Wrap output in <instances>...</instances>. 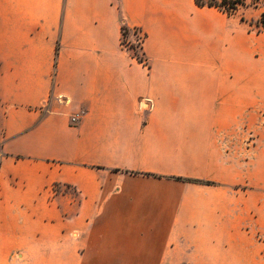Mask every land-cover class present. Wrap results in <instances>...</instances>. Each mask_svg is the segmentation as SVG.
<instances>
[{"label":"crops","instance_id":"obj_1","mask_svg":"<svg viewBox=\"0 0 264 264\" xmlns=\"http://www.w3.org/2000/svg\"><path fill=\"white\" fill-rule=\"evenodd\" d=\"M260 13L0 0V264H264Z\"/></svg>","mask_w":264,"mask_h":264},{"label":"trees","instance_id":"obj_2","mask_svg":"<svg viewBox=\"0 0 264 264\" xmlns=\"http://www.w3.org/2000/svg\"><path fill=\"white\" fill-rule=\"evenodd\" d=\"M195 5L198 7H214L218 10L222 11L223 13L227 15H233L235 14L239 8L242 7H252L255 9H263L261 13L259 14V17L257 18L256 22L254 23V27L257 32H263L264 33V0H252L251 3L247 4L245 0H194ZM242 21H244V18H240ZM251 25V23H249ZM137 31V29H133L132 32L134 33ZM128 33V29L125 26H121V45L123 47L126 46L125 43V37ZM135 59L138 62L143 63L142 57H139L136 54H133ZM177 180H182L185 182L193 183V184H201V185H211V182L203 181V180H197V179H181L176 178Z\"/></svg>","mask_w":264,"mask_h":264},{"label":"rangeland","instance_id":"obj_3","mask_svg":"<svg viewBox=\"0 0 264 264\" xmlns=\"http://www.w3.org/2000/svg\"><path fill=\"white\" fill-rule=\"evenodd\" d=\"M251 1L252 0H245L247 4L251 3ZM243 8L254 9L252 7H242V8H239L236 13H239V11L242 10ZM259 10L262 11L263 9H259ZM134 41H135L134 35H131V33L128 32L125 37L126 48H128L132 52V54H136L139 57H141L139 49L135 45ZM261 118H262L261 132L255 133V134L253 133L246 134L245 149H246L247 154L250 151H252L254 147H256V149L260 150L261 154L264 155V113H262Z\"/></svg>","mask_w":264,"mask_h":264},{"label":"built area","instance_id":"obj_4","mask_svg":"<svg viewBox=\"0 0 264 264\" xmlns=\"http://www.w3.org/2000/svg\"><path fill=\"white\" fill-rule=\"evenodd\" d=\"M133 35H134V38H135V45L138 47V49H139V47H140V43H141V40H142V35H141V33L137 30V31H135L134 33H133ZM125 48H126V46H125ZM134 56V55H133ZM77 120V116L76 115H74V116H72L71 118H70V122L71 123H75V121Z\"/></svg>","mask_w":264,"mask_h":264}]
</instances>
